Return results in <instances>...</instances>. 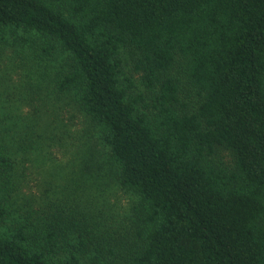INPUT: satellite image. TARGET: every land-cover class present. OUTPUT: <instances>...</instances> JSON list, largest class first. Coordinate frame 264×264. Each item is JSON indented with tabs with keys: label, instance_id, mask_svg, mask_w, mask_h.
Returning <instances> with one entry per match:
<instances>
[{
	"label": "trees",
	"instance_id": "16d2710c",
	"mask_svg": "<svg viewBox=\"0 0 264 264\" xmlns=\"http://www.w3.org/2000/svg\"><path fill=\"white\" fill-rule=\"evenodd\" d=\"M1 30L46 38L37 111L83 150L24 211L0 179V264H264V0H0Z\"/></svg>",
	"mask_w": 264,
	"mask_h": 264
},
{
	"label": "rangeland",
	"instance_id": "374dc122",
	"mask_svg": "<svg viewBox=\"0 0 264 264\" xmlns=\"http://www.w3.org/2000/svg\"><path fill=\"white\" fill-rule=\"evenodd\" d=\"M44 47H49V44L40 34L0 31V146L4 156L12 160L11 167H8L10 164L0 166V179L6 178L8 172L12 173L14 187L9 200L14 204L13 209L21 211L39 203L46 187L51 189L64 183L63 177L71 169V159L75 160L83 150L68 133L61 144L49 140L53 131L47 126L52 125L54 110L49 105L47 112L40 114L37 111L43 108L41 90L48 88L51 91L54 86L49 82L47 72L52 70V64L44 54ZM132 60L130 53L124 55L127 68L123 75L128 78L134 76L136 91L145 93V102L150 104L152 97L143 86H139L142 81L134 72ZM50 74L53 81L54 75ZM177 76L182 83V99L196 103V88L191 86L183 72ZM213 161L224 169H231L234 165L230 153L223 150ZM51 172L57 176H52ZM118 195L116 204L111 203L113 200L104 202V209L109 214L114 215L127 207L125 198Z\"/></svg>",
	"mask_w": 264,
	"mask_h": 264
}]
</instances>
